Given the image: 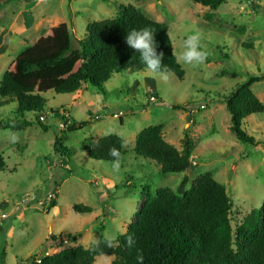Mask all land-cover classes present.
I'll return each instance as SVG.
<instances>
[{"label":"rangeland","instance_id":"rangeland-1","mask_svg":"<svg viewBox=\"0 0 264 264\" xmlns=\"http://www.w3.org/2000/svg\"><path fill=\"white\" fill-rule=\"evenodd\" d=\"M127 4L168 27L177 60L184 39L194 32L209 55L195 67L178 60L182 80L127 69L104 83L105 95L88 83L70 94L46 91L44 110L35 113L43 116L46 129L0 128V155L7 166L0 172V264H26L32 256L89 247L100 236L116 238L136 218L146 191L169 187L182 195L204 172L225 186L233 227L264 201V111L248 115L242 125L256 144L242 142L230 131V114L219 97L250 75L264 76V0H229L214 10L191 0L9 2L0 10L7 8L0 21V79L44 31L65 22L75 49L89 22L114 18ZM251 89L264 103V78ZM15 106H0V120L34 119L32 112L17 114ZM157 124L180 151L190 139L193 156L186 172L161 174L155 161L134 152L136 134ZM107 134L123 140L118 170L113 162L87 155L89 143ZM74 205H87L91 212L77 213ZM51 234L55 241L48 240ZM111 260L100 255L94 264Z\"/></svg>","mask_w":264,"mask_h":264},{"label":"trees","instance_id":"trees-1","mask_svg":"<svg viewBox=\"0 0 264 264\" xmlns=\"http://www.w3.org/2000/svg\"><path fill=\"white\" fill-rule=\"evenodd\" d=\"M13 1L33 0H0V10ZM191 1L214 10L229 0ZM6 11L7 8L0 11V21ZM145 27L154 32L157 52L164 53L161 70L155 73H171L182 80L184 70L173 52L168 27L147 17L132 4L122 5L116 17L89 22L86 37L77 40V48H71L69 27L62 22L44 31L9 63L0 79V106L16 102L17 114L32 112L34 119L0 120V128L21 130L37 124L46 129L40 116L35 114L44 110V92L70 94L88 83L105 95L104 83L114 73L148 69L140 53L125 43L130 30ZM244 46L253 47L251 43ZM263 78V75H250L229 94L219 95L230 114V131L242 142L256 144L242 125L248 115L264 111V103L251 89L254 82ZM70 129H74L73 124ZM122 144L119 135L107 134L89 143L87 155L113 162L115 158L109 155V150L117 149L120 159L124 153ZM134 152L155 161L161 174L186 172L193 156L190 139L186 137L182 150H178L164 139L161 124L144 127L136 134ZM6 168L0 155V172ZM186 182L184 175L181 184ZM231 207L225 186L210 172H204L182 195L169 187L145 192L136 218L124 232L134 236V247L125 246L126 237L122 233L112 247H107V238L100 236L98 247L75 245L45 254L39 260L32 256L26 264H94L100 255L111 256V264H139L138 250L143 255V264H264V201L235 227L231 224ZM73 210L86 213L91 212V207L74 205ZM48 240L55 241L56 237L51 234Z\"/></svg>","mask_w":264,"mask_h":264},{"label":"clouds","instance_id":"clouds-1","mask_svg":"<svg viewBox=\"0 0 264 264\" xmlns=\"http://www.w3.org/2000/svg\"><path fill=\"white\" fill-rule=\"evenodd\" d=\"M126 45L140 53V59L147 66V68L153 72L161 70L164 53L157 52V42L154 39V32L150 28H141L139 30L132 29L125 36ZM209 55V52L203 48L201 43V34L194 32L186 36L183 41V51L179 53L178 60L186 65L193 67L204 63ZM167 70L166 68L164 69ZM15 139V137H14ZM109 155L114 157L113 161L114 169H119V151L115 148L109 150ZM125 235V246L132 248L135 246V238L131 234L122 233ZM114 237H108L105 241L107 247H112L114 243ZM100 240L93 241L95 247H98ZM88 250V249H86ZM137 261L139 264H143L142 253L137 252Z\"/></svg>","mask_w":264,"mask_h":264},{"label":"built area","instance_id":"built-area-1","mask_svg":"<svg viewBox=\"0 0 264 264\" xmlns=\"http://www.w3.org/2000/svg\"><path fill=\"white\" fill-rule=\"evenodd\" d=\"M150 101H156V98L154 96H150ZM40 118L43 119V116H40ZM6 216H7L6 214H2L1 218L4 219V218H6ZM37 260H39V259H37Z\"/></svg>","mask_w":264,"mask_h":264},{"label":"crops","instance_id":"crops-1","mask_svg":"<svg viewBox=\"0 0 264 264\" xmlns=\"http://www.w3.org/2000/svg\"><path fill=\"white\" fill-rule=\"evenodd\" d=\"M31 8H32V6L29 7V8H23V11H28V10L31 9ZM39 37H40V36H39ZM39 37H38V38H39ZM38 38H37V39H38ZM82 86H83V85H82Z\"/></svg>","mask_w":264,"mask_h":264}]
</instances>
